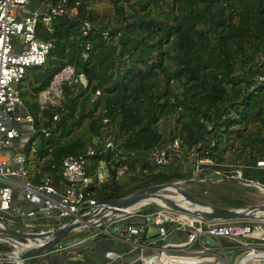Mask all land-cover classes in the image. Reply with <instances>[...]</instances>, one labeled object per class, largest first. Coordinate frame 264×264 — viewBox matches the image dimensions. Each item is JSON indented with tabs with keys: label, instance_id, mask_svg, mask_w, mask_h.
<instances>
[{
	"label": "trees",
	"instance_id": "obj_1",
	"mask_svg": "<svg viewBox=\"0 0 264 264\" xmlns=\"http://www.w3.org/2000/svg\"><path fill=\"white\" fill-rule=\"evenodd\" d=\"M66 1L78 2L77 15L38 23L52 48L45 65L26 68L18 83L37 130L25 149L28 179L37 184L48 174L59 183L64 158L91 147L88 189L98 202L184 180L207 190L194 196L242 206L232 183H264L256 167L264 157V0ZM68 65L86 85L64 81L59 102L41 105L40 92ZM176 138L184 154L151 163V150ZM101 162L108 174L98 181ZM211 173L222 175L219 191L208 190ZM151 210L145 205L138 218Z\"/></svg>",
	"mask_w": 264,
	"mask_h": 264
},
{
	"label": "built area",
	"instance_id": "obj_2",
	"mask_svg": "<svg viewBox=\"0 0 264 264\" xmlns=\"http://www.w3.org/2000/svg\"><path fill=\"white\" fill-rule=\"evenodd\" d=\"M77 13L78 2L68 5L66 0H58L54 4H46L42 0H0V212L3 213L1 216H5V213L11 211L12 215L22 219H31L42 215L66 222L77 218L79 214L92 212L98 208V201L92 197L91 191L88 189L93 178L86 172L87 157L94 154L91 147H88L82 154L69 155L64 158L61 165L62 178L59 183H55L46 174L41 182L34 184L28 179L26 167L25 149L37 130L34 127L33 116L23 105L18 83L23 78L26 68L45 65L48 53L52 48L51 41L39 38L37 25L40 21L49 25L56 17L63 15L73 17ZM89 29L90 24L85 22L82 26V34L87 35ZM77 79L86 85L83 75L75 77L73 66L68 65L63 68L53 77L50 85L40 92L41 105L57 104L62 97L61 84L64 81L71 82ZM98 93L99 91H96V94ZM56 118L57 116H54V119ZM23 124H28L29 129L23 130L21 128ZM41 132L45 135L48 134L45 129H41ZM110 146L111 142L108 141L106 147ZM183 154L184 148H182L180 140L176 138L162 147H154L150 152V160L156 166H163ZM191 154L193 155L195 152L192 150ZM200 164L197 163L194 168L197 173L201 170ZM256 167L264 169V157L256 161ZM107 174L108 169L101 162L95 168L96 179L103 181ZM174 183L179 186L181 181ZM161 193L170 198L182 196L177 189L171 187L164 189ZM15 197L20 201L35 205V208L23 211L18 205L13 206L12 201ZM182 202H186L187 205H183ZM157 203L159 207L156 206L143 219L144 227L149 225L157 228L158 236L152 241L142 243L140 234L144 227L134 222L128 223L130 218L142 216L139 210L148 203L131 207L126 210L125 214H114L106 219L103 223L109 226V230L103 229V223H98L95 230L98 234L103 232L112 234L114 231L119 237L127 239L134 247L138 248L135 261L139 264H153L152 260L160 258L161 255L179 256L170 252L175 248L183 250V247L198 244L201 246V251H206L211 250L213 245L222 247L220 244L222 239L234 242L237 246L238 244L246 245L242 239H246L248 236L264 241L263 236L253 235L255 231L264 230L260 226H256L250 231L245 225H236L230 220L211 222L201 220L204 223L195 219L190 222L183 221L178 215L187 214L189 216L188 213L174 209L164 202L157 201ZM189 204L191 203L187 200L177 203L182 208ZM164 222L168 223V228L163 226ZM43 230L46 229L39 231ZM175 230H186L188 233L185 240L165 241L166 235ZM24 232L37 231L30 228ZM16 241L22 249L39 246L43 243V240L39 239H16ZM5 243L10 244L12 249L0 251V264H26L25 259L18 256L17 245L10 242ZM248 247L250 248L249 252H257L258 249H261L258 252H264V243L255 242ZM67 249H69L68 246L58 243L50 252L59 253ZM148 249L151 251L147 252ZM121 257L122 255L116 252L108 254L111 261H116Z\"/></svg>",
	"mask_w": 264,
	"mask_h": 264
},
{
	"label": "crops",
	"instance_id": "obj_3",
	"mask_svg": "<svg viewBox=\"0 0 264 264\" xmlns=\"http://www.w3.org/2000/svg\"><path fill=\"white\" fill-rule=\"evenodd\" d=\"M25 126L26 124H23L21 125V128L24 130ZM12 205H18L23 211L35 208V205L23 200L20 201L16 197L13 199ZM2 214L3 213L0 212V227L8 226L21 231L33 228L34 225L49 229L64 223L56 218L45 217L42 215H38L31 219H22L18 216L12 215L11 211L5 213V216H1ZM129 222H134L141 227H144L145 225L141 218L136 219L133 217L128 220V223ZM103 224H105V227L102 225L103 229L107 228V230H109V226H107L106 223ZM85 227L88 226H83L75 230H81L80 235L73 238V240L67 245L69 248L67 249L68 252H49L48 254L42 255L44 260L41 264H139L135 261L138 254V248L134 247V245L127 241V239L119 237L117 234H107L105 232L98 234L97 230L93 227H88L89 233L82 234V229ZM152 228L156 227L149 225L145 227L144 232L146 231L147 242L152 241L154 235H157V233L152 234ZM183 231L184 230H175L169 232L165 237V241L178 242L183 240ZM257 234L263 236L264 230H260ZM65 238L63 239L66 241ZM157 244H159V242H157ZM150 251L151 249H148L147 252ZM111 252L119 253L122 257L116 261H111L108 258V254ZM251 255L256 256L257 254L253 252ZM160 259L162 264H224L220 259L214 257H180L178 259H169L167 256L163 255ZM253 261L254 264L257 263L255 260Z\"/></svg>",
	"mask_w": 264,
	"mask_h": 264
},
{
	"label": "water",
	"instance_id": "obj_4",
	"mask_svg": "<svg viewBox=\"0 0 264 264\" xmlns=\"http://www.w3.org/2000/svg\"><path fill=\"white\" fill-rule=\"evenodd\" d=\"M175 188L181 193V197L170 198L161 193L164 189ZM182 200H187L191 204L200 207H206L207 210L224 213V214H264V203L251 204L245 207H222L211 204L202 200L186 189L178 186L174 182L159 183L142 190L137 191L129 196L118 200H104L98 202V208L95 211L79 214L77 218L68 220L63 224L51 227L49 229L37 232H24L12 227H0V241L10 242L17 245L19 249L18 256L20 258L39 257L48 254L51 249L58 244L63 238L75 231L76 229L88 226L96 228L98 223H103L114 214H125L126 210L131 207H136L148 202L157 203L164 202L172 206L174 209L184 211L189 214V211L177 205ZM96 220V222H93ZM163 226L168 228V223L164 222ZM145 227L143 228V232ZM143 232L141 235H143ZM16 239H39L43 243L39 246L21 248V245ZM206 240V239H205Z\"/></svg>",
	"mask_w": 264,
	"mask_h": 264
},
{
	"label": "rangeland",
	"instance_id": "obj_5",
	"mask_svg": "<svg viewBox=\"0 0 264 264\" xmlns=\"http://www.w3.org/2000/svg\"><path fill=\"white\" fill-rule=\"evenodd\" d=\"M160 123H162V122H160ZM161 127H162V124H161ZM24 128H25L24 130H28L29 125L26 124V126ZM228 172H230V171H228ZM193 173L196 174L197 172L193 171ZM209 176L211 177V180H209L208 181L209 183H207L208 190H211V191L212 190L213 191L218 190V188H220L219 183H220V180L222 179V175L218 174V173L217 174L211 173V175H209ZM175 181H181L179 186L186 189L190 193H192V191H197L198 193L207 194V192H205L207 190H205V189L203 190L200 183H196V182L195 183H189V182H185L184 180H175ZM175 181H170V182H175ZM232 184L240 190V196L238 197V199H241V201L243 202V205L240 207H245V206L251 205V204L264 203V183H255V184L249 185V184H241L238 181H234ZM247 186H250L251 188L247 189ZM168 193H172V192H168ZM208 194H209V192H208ZM196 197L213 204L211 202V200L207 197H202L199 195H197ZM149 203H151L152 209H154L156 206L159 207L158 203L148 202V204ZM214 205L224 207L223 205L218 204V203H216ZM196 206L197 205H195V204H189L188 206L184 207L189 211V216L194 217V215H195L194 211L197 210ZM225 207H228V206H225ZM208 211L212 213V211H210V210H208ZM212 214L215 215V213H212ZM199 221H201V220H199ZM213 221H220V220L215 219ZM224 221H227V220H224ZM230 221H232L236 225H239V224L245 225L246 228L248 227L250 229V231H252L256 226H260L262 229H264V221H261L258 219H256V220L255 219H245L244 220L242 218H236V219L230 220ZM93 222H96V220H93ZM201 222L204 223V221H201ZM103 226L105 227V224H103ZM88 230H89L88 227L83 228L82 234L89 233ZM152 230H153L152 234L157 233V228H152ZM80 231L81 230L74 231V232L70 233V236L65 238L66 241L64 239H62L59 243L62 244L63 246H65V245L67 246L73 240V238H76L78 235H80ZM110 231H112V229H110ZM187 233L188 232L186 230L183 231V240H185ZM112 234H115V232L112 231ZM183 240H181V241H183ZM242 240L246 243V245L238 244V246H237L236 244H234V242H228V241L227 242L229 244L223 245L222 241H221L220 244L222 247H218V245H213L211 250L201 251V246L198 244H195L191 247H183V250H181V249L176 250V248H175L174 251H170V252L174 253L176 255H179V256H191V257H200V258L214 257V258L220 259V261H222L224 264H239L240 259L245 257L249 253L250 248L248 246H251L252 243H255V242L256 243H264V241L253 239L251 236H248V237H246V239H242ZM0 245H1L0 251H8V250L12 249L11 245L8 243H5L4 241H0ZM66 251L68 252V250H66ZM258 251H261V249H258ZM61 252H63V251H61ZM43 260H44L43 256L25 258L26 264H41V263H43ZM262 263H264V259H262ZM243 264H254L253 258L247 257L244 260Z\"/></svg>",
	"mask_w": 264,
	"mask_h": 264
},
{
	"label": "bare ground",
	"instance_id": "obj_6",
	"mask_svg": "<svg viewBox=\"0 0 264 264\" xmlns=\"http://www.w3.org/2000/svg\"><path fill=\"white\" fill-rule=\"evenodd\" d=\"M182 204L187 205L186 202H182ZM196 207H197V210L194 211V213H195L194 217L188 216L187 214H179L178 217L181 220L188 221V222H190L192 219L205 220V221L211 222L215 219L224 221V220H234L236 218H242L244 220L245 219H255V220L258 219V220L264 221V214H224V213H218V212L212 211V213H215V215H213L211 212H209L207 210L206 207H200L198 205ZM259 232H260V230L255 231L253 233V235H258L257 233H259ZM259 236H261V235H259ZM253 252L256 253L257 255L256 256L251 255V253H253ZM253 252H249L245 257L241 258L239 261V264H243L244 260L247 257H252V256H253L252 257L253 260H255L258 264H263L262 259H264V252H256V251H253ZM161 256H163V255H161ZM180 257H191V256H171V257L167 256V258H169V259H178ZM160 258H158L156 260H152V263L153 264H162V261Z\"/></svg>",
	"mask_w": 264,
	"mask_h": 264
}]
</instances>
